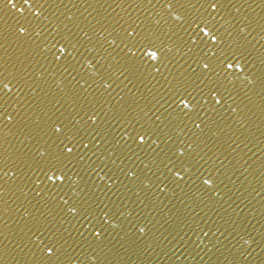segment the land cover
Here are the masks:
<instances>
[{
    "label": "snow or ice",
    "instance_id": "1",
    "mask_svg": "<svg viewBox=\"0 0 264 264\" xmlns=\"http://www.w3.org/2000/svg\"><path fill=\"white\" fill-rule=\"evenodd\" d=\"M233 8L240 12L232 0H93L77 16L64 0H0V217L18 218L15 230L3 221L0 254L14 252L17 264L102 262L120 217L132 251L150 236L152 253L168 261L195 253L206 264H245L253 246L264 252V224L250 229L241 217L245 199L237 197L236 219L219 210L235 204L225 180L235 186L239 169L229 175L221 159L216 117L230 111L245 128L249 93L264 114V45L252 44L257 30L264 40V7L258 17ZM260 177L245 192L259 198L264 220Z\"/></svg>",
    "mask_w": 264,
    "mask_h": 264
},
{
    "label": "water",
    "instance_id": "2",
    "mask_svg": "<svg viewBox=\"0 0 264 264\" xmlns=\"http://www.w3.org/2000/svg\"><path fill=\"white\" fill-rule=\"evenodd\" d=\"M13 2H16V0H13ZM65 4L68 5L69 8L72 9V12L76 13L77 16H80V13L83 12L86 16L88 14V11L91 12V9H88V11H85L87 8L88 3H92L93 0H64ZM103 2V0H102ZM111 2V0H109ZM156 0H153V3H155ZM195 2V0H194ZM232 3L235 4L238 8H240V12H237L235 8L232 9V13L235 16H240L241 13H247L248 15L257 16L261 13L262 7H264V0H232ZM73 4L76 5V7H72ZM249 5L251 7H249ZM106 6V5H105ZM79 9V11H77ZM157 9H159V5H157ZM119 12L120 9H117ZM153 14H155V10L153 11ZM95 15V13H93ZM157 19L159 17H156ZM223 23V21H221ZM223 30V29H222ZM257 32H253V36L256 37L255 40H252V44L255 45L257 49H259L262 45H264V40L260 39V36ZM59 39V37H57ZM251 40L252 37H249ZM259 41V42H257ZM83 51V50H82ZM85 55H89L87 52H85ZM255 55V53H254ZM258 65V61H257ZM170 67H172L170 65ZM187 67V65H185ZM86 71H92V69H85ZM173 71H175V68H173ZM243 75V74H241ZM237 91H240V96H243V91L241 89L243 86L240 84L239 81H236ZM87 87V85H85ZM231 87V85H229ZM135 91V89H133ZM57 92H59V89H57ZM249 95L252 96L253 103L248 104V108L251 109V111H248L245 109V114L248 119V123L246 124L245 128H240L239 123L237 122L236 114L229 112H224L222 117H216V119L221 123V126L224 128V131L226 135H223L220 138L221 143L223 144V147L221 148V152L224 153L223 156H221V159H224V156H227V159H224V164L227 166L228 174H231V170L233 166L236 169L240 170V167L242 165V162L244 160V157L246 155L247 149L249 147V144L251 142V139L253 137L258 119L260 117L261 111H260V99L258 95H253L252 93H249ZM247 103V101H245ZM107 108V105L105 106ZM235 107V105H233ZM7 132V129L4 130ZM235 133V135H233ZM231 137V139H229ZM236 137H240V140H244L245 143H247V147H245L244 143H240V140H236V143L233 144L232 140L236 139ZM247 138V139H245ZM11 139V137H9ZM228 144H232V148L228 147ZM239 144V147L237 148L236 145ZM236 149L233 151L232 149ZM226 150V151H225ZM229 161H231V164H229ZM239 172V171H238ZM238 172H236V175L232 176V181L235 182ZM8 178L0 179V184H4L5 180ZM78 177L73 176V180H77ZM11 183V181H9ZM19 183V181H17ZM225 183H228L229 188L232 189L233 184L225 180ZM39 188H43V184L34 185ZM177 192L179 193V189H177ZM230 194V193H229ZM34 195L33 193H29V198ZM45 193H41V196H45ZM143 195V194H142ZM11 199H15V197H12ZM39 199V197L37 198ZM169 200H175V198L169 194L168 197ZM227 200V197H225ZM11 202V200H10ZM35 202V201H34ZM223 208L226 203H223ZM164 204H168V200H164ZM164 204H161L160 207H164ZM169 207H171L170 204H168ZM15 207V205H13ZM135 206L129 205L128 208H122L121 211L124 212L125 216L128 215L129 208H134ZM142 208V206H141ZM223 208H220V212L222 213ZM140 209H135V212H139ZM145 213H147V210H144ZM155 215V214H153ZM212 216V220L218 219L214 214H210ZM150 219L152 217H149ZM17 217H0V227H3V221H7L8 228H11L15 230L17 228L16 220ZM128 219H134V216L128 217ZM156 219H159L157 216ZM212 220H209V223H212ZM120 222L123 225V228L120 226L116 227L114 230L109 229L111 232V235L108 237V239L105 241L106 245V251L108 249H111L112 251L108 253L109 258L104 261H96V260H90L85 261L84 264H198L200 260V256H197L195 253L184 254L179 256V259H176V257L172 258V261H168L167 258H161L160 255H156L155 253H152V249L148 247V244L151 242V237L146 238L144 241L139 242V249L137 251H132L131 248H129V239H135L134 236H132L130 225H128L127 221L124 219V217H120ZM155 222V220L153 221ZM109 223H115V221H109ZM159 227V225H157ZM215 229V226L213 227V230ZM7 230V229H5ZM155 231V230H153ZM160 232H163V229H160ZM157 235H159V232H157ZM166 235V233H165ZM123 237V239H121ZM162 238V237H161ZM2 239V237H0ZM4 244H7V241L4 243H0V248L4 247ZM204 244H207V238L203 240V243L201 244V247L203 248ZM123 245L124 247H121ZM9 248H11V245H9ZM125 249H128L127 251ZM144 249H147V251H144ZM159 249H157V252ZM149 253H152L149 255ZM203 252H201V255ZM15 253H11L10 255H2L0 254V264H17V258L15 257ZM179 255V254H178ZM74 264H80V260H75Z\"/></svg>",
    "mask_w": 264,
    "mask_h": 264
}]
</instances>
